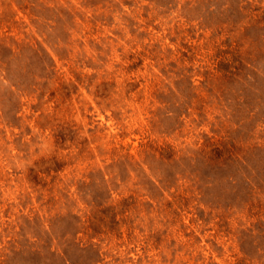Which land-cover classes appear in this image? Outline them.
I'll return each mask as SVG.
<instances>
[{
	"label": "rangeland",
	"instance_id": "rangeland-1",
	"mask_svg": "<svg viewBox=\"0 0 264 264\" xmlns=\"http://www.w3.org/2000/svg\"><path fill=\"white\" fill-rule=\"evenodd\" d=\"M0 264H264V0H0Z\"/></svg>",
	"mask_w": 264,
	"mask_h": 264
}]
</instances>
